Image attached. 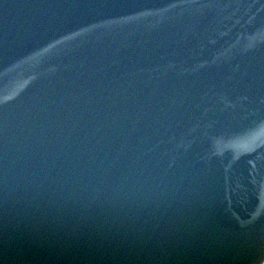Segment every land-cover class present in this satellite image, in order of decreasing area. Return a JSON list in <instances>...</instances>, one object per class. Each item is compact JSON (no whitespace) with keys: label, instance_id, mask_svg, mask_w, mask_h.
<instances>
[{"label":"water","instance_id":"water-1","mask_svg":"<svg viewBox=\"0 0 264 264\" xmlns=\"http://www.w3.org/2000/svg\"><path fill=\"white\" fill-rule=\"evenodd\" d=\"M0 264H264V0H0Z\"/></svg>","mask_w":264,"mask_h":264}]
</instances>
